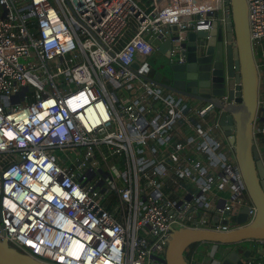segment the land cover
Instances as JSON below:
<instances>
[{
  "label": "built area",
  "instance_id": "obj_1",
  "mask_svg": "<svg viewBox=\"0 0 264 264\" xmlns=\"http://www.w3.org/2000/svg\"><path fill=\"white\" fill-rule=\"evenodd\" d=\"M246 3L264 87V0ZM229 12L226 0H0V241L45 264H163L172 229L230 232L246 206L254 219L218 117L198 124L213 110L147 80L150 60L183 63L190 34ZM255 138L264 158V122ZM218 201L227 224L201 218Z\"/></svg>",
  "mask_w": 264,
  "mask_h": 264
},
{
  "label": "water",
  "instance_id": "obj_2",
  "mask_svg": "<svg viewBox=\"0 0 264 264\" xmlns=\"http://www.w3.org/2000/svg\"><path fill=\"white\" fill-rule=\"evenodd\" d=\"M226 1L230 12L225 22H215L210 32H192L185 47V61L172 65L159 63L163 68L152 66L153 77L147 80L183 99L201 103L217 114L221 131L234 149L250 205L256 213L252 220H249V206L234 213L236 224L230 232L189 227L172 229L163 264H187V252L201 243L223 247L219 264H252L249 252L242 258V244L263 248L259 244L264 243V158L255 138L261 80L251 45L246 0ZM224 97L228 99L225 107L221 105ZM260 121L264 122V118ZM2 221L0 203V224ZM227 222L224 220L222 224ZM0 264L45 263L3 240L0 241Z\"/></svg>",
  "mask_w": 264,
  "mask_h": 264
},
{
  "label": "crops",
  "instance_id": "obj_3",
  "mask_svg": "<svg viewBox=\"0 0 264 264\" xmlns=\"http://www.w3.org/2000/svg\"><path fill=\"white\" fill-rule=\"evenodd\" d=\"M153 60H156V58L152 59V61ZM183 100H185L186 101L185 103H187L186 99H183ZM192 104H195L196 106H201V109H203L205 107V106L200 105V104H198L196 102H193ZM213 113H209V115H207V118H206L205 122L202 121V119H201V122H198V124L201 126V131L204 130V128L207 127V126L214 125V124H209V122H208V119L210 118V116ZM183 131L185 133H187L186 132V128L183 129ZM216 132H220L222 134V136L224 137V142L226 143L227 137H225V135L221 131V129H220V131L217 130V131L214 132V136H215L216 141L221 143V141L218 140L216 135H215ZM226 148H227V151H228L229 155H231L230 152L232 153V150L230 149L231 148L230 145L229 144L226 145ZM203 168L205 169V171H207L211 167L208 164H205V165H203ZM228 195H229L228 193H224V194L222 193V194L219 195V197L221 196L220 204L224 203V199ZM211 205H212V207H211L210 210H211L212 213H210L206 209H205V212L202 213V209H201V218L204 217L209 222L211 221V222H213L215 224H222V222L224 220H220L219 217H216V215H214L215 211H216V206L219 205V201L218 202H212ZM259 245H261L263 248L259 249V248L255 247L254 245L253 246L250 245L249 243L242 244V247H241V251H243L242 258H244V256H245L244 253H248L249 252L250 253L249 257H250V261H251L252 264H264V243L261 242ZM195 247L197 249V256H196V263L195 264H210L211 260L213 259V257L217 258V257H219L220 253L221 254L224 253V251L222 250L223 247L218 246L215 243H201L199 245H196ZM257 249H259V250L255 251Z\"/></svg>",
  "mask_w": 264,
  "mask_h": 264
},
{
  "label": "trees",
  "instance_id": "obj_4",
  "mask_svg": "<svg viewBox=\"0 0 264 264\" xmlns=\"http://www.w3.org/2000/svg\"><path fill=\"white\" fill-rule=\"evenodd\" d=\"M153 77V74H152V76H151V78ZM159 89H161V88H159ZM161 90H163V89H161ZM163 92H164V94H166L167 96H173V97H175L176 99L177 98H179L180 96H178V97H176L177 95H174V94H172V93H170V92H167L166 90H163ZM262 96H264V91H263V93H262ZM181 98V97H180ZM187 100V99H186ZM177 101L179 102V100L177 99ZM185 100H183V98H182V100L179 102L180 104H185ZM190 103H193L192 101H189V100H187V105H189ZM201 104V103H200ZM216 121H217V114H215V113H213L211 116H210V118L208 119V122H209V124H215L216 123ZM215 135H216V137H217V139L218 140H220L221 141V147H220V151H219V153L220 154H222L224 157H229V154H228V152H227V148H226V146H225V143H224V137L222 136V134L220 133V132H216L215 133ZM208 162H209V159L206 157L203 161H202V164L203 165H205V164H208ZM172 189V188H171ZM194 248V247H193Z\"/></svg>",
  "mask_w": 264,
  "mask_h": 264
},
{
  "label": "flooded vegetation",
  "instance_id": "obj_5",
  "mask_svg": "<svg viewBox=\"0 0 264 264\" xmlns=\"http://www.w3.org/2000/svg\"><path fill=\"white\" fill-rule=\"evenodd\" d=\"M263 91H264V87H263V85L261 84L260 85V98L262 97V93H263ZM176 97H178V96H176ZM178 100H182V98H177ZM261 110H262V113H261ZM259 115H260V117H259V121L257 120V123H256V126H255V129L256 128H258V126H260V125H262V122L260 121L261 120V118H263V109L262 108H259V113H258Z\"/></svg>",
  "mask_w": 264,
  "mask_h": 264
},
{
  "label": "rangeland",
  "instance_id": "obj_6",
  "mask_svg": "<svg viewBox=\"0 0 264 264\" xmlns=\"http://www.w3.org/2000/svg\"><path fill=\"white\" fill-rule=\"evenodd\" d=\"M149 63H150L152 66H158V67H161V68H163V66H161V65H158L159 63H158V64L156 63V60H153V61H152V60H150V61H149Z\"/></svg>",
  "mask_w": 264,
  "mask_h": 264
}]
</instances>
